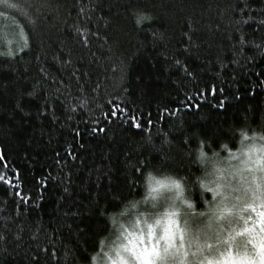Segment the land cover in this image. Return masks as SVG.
Listing matches in <instances>:
<instances>
[{
    "label": "trees",
    "instance_id": "trees-1",
    "mask_svg": "<svg viewBox=\"0 0 264 264\" xmlns=\"http://www.w3.org/2000/svg\"><path fill=\"white\" fill-rule=\"evenodd\" d=\"M17 2L23 11L0 6V174L32 200L22 204L16 189L0 182V207L11 216L7 227L0 222V264H34V256L39 264H93L114 228L111 214L141 194L144 171L198 176L201 149L207 156L222 143L236 148L237 140L248 139L240 129L264 130V75H258L264 73V0ZM137 13L148 19L138 23ZM75 26L90 29L87 47ZM33 90L55 93L47 118H37ZM85 96L86 110L67 111ZM109 99L126 103L142 120L150 113L148 131L114 117L108 122ZM18 104L31 117L24 118ZM165 108L180 112L164 114ZM90 127L107 131L93 136ZM75 128L81 136L73 135ZM206 208L204 201L198 210Z\"/></svg>",
    "mask_w": 264,
    "mask_h": 264
},
{
    "label": "clouds",
    "instance_id": "clouds-1",
    "mask_svg": "<svg viewBox=\"0 0 264 264\" xmlns=\"http://www.w3.org/2000/svg\"><path fill=\"white\" fill-rule=\"evenodd\" d=\"M239 132L248 139L237 140L236 148L222 143L203 158L199 153L198 176L144 171L141 194L111 214L114 228L97 264H264L260 226L226 242L256 223L251 206L259 212L264 205V130ZM229 148L239 156L224 155ZM204 201L207 208L198 210Z\"/></svg>",
    "mask_w": 264,
    "mask_h": 264
},
{
    "label": "snow or ice",
    "instance_id": "snow-or-ice-1",
    "mask_svg": "<svg viewBox=\"0 0 264 264\" xmlns=\"http://www.w3.org/2000/svg\"><path fill=\"white\" fill-rule=\"evenodd\" d=\"M0 6H3L6 9L23 11V9L20 7V4L17 2V0H0ZM81 12H83V9H81ZM260 12H261L262 18L259 20V23L262 26V29H264V8L260 9ZM137 15H138V23L143 22L145 19H148V17L144 13H137ZM2 16H4V12L0 11V17H2ZM249 19H252V17H249ZM29 20H30V17H29ZM89 20H90V17H89ZM30 22L34 23V21H31V20H30ZM239 23H248V20H242ZM75 31L78 35L83 36V40L81 42L84 44L85 47H87L88 46V35H87V33L90 31V29H88L87 27H85L84 29H81L80 26H75ZM184 35L189 40V42H191V39H192L191 36H189L187 33H185ZM240 39H241V44L243 45V43H244L243 36H241ZM26 47H28V44H27V41L25 40L24 45L19 48V51L23 52ZM255 47L260 48L261 45L256 44ZM7 55H9V56L13 55L12 51L9 50ZM64 63L67 65H71L72 61H71V59H68ZM175 63L177 65L184 67V65H182L181 61H179V60H176ZM40 71L42 74L47 75V73L45 72V70L43 68H41ZM186 74L191 75V72L186 69ZM73 75L75 77V73H73ZM258 75H264V73H258ZM67 89H68V86H65V89H63V90L57 88L56 92H64V91H67ZM212 92H213V94H215V89H212ZM52 95H55V93H53L51 95H40V94H38V90H33L32 92L29 93V96L33 100L38 101L37 118H40V117L47 118L49 111L54 112L55 101L52 99ZM69 95H71V93H69ZM189 99H191V97H189ZM78 100H79L78 104H76L75 106L70 105L68 107L67 111L74 114L77 111V108H81V109H85V110L88 108V103H89L88 97L85 96L82 98H78ZM122 103H124V101H122ZM107 105H109L111 107L109 108V110L107 112H104L103 114L105 116V119L108 122H113L111 120V118L114 117L117 120H121V123L123 126H126L128 128H131V129H135V130H140V131H148L146 125L153 123V121L150 118L151 117L150 113L142 114V115H147L149 117L148 120H142L136 114L135 111H133L130 107H128V105L126 103H125L124 107H121L119 104H116L114 100L109 99L107 101ZM218 106L223 107L224 101L221 100ZM97 107L103 109L102 105H97ZM197 107H199V105H197ZM16 110L19 111L24 116V118L31 117V115H32L31 112L24 113L23 107L19 104L17 105ZM179 112H180L179 108L175 109L174 111H169L167 108H165V110H164V114H168V115H176ZM164 114H161V116L158 117V119L164 118ZM69 119H71L70 116H69ZM88 131L93 136H95V135H97L98 132H106L107 130L103 127H100V128L90 127L88 129ZM73 135L75 137L81 136L80 130L78 128L73 129ZM149 139H150V137H149ZM80 147L83 148L84 145L81 144ZM57 155L59 156V153H57ZM67 155L71 161H75L77 159V156L75 154H73L72 152H68ZM200 156H201V158H203L205 156V152L203 151V149L200 150ZM4 159H5V155L3 153V150L0 149V162H2ZM5 167H7V166L5 165ZM15 176H16V181H19L20 180L19 175L15 174ZM0 182H4L10 188H15L16 189L15 196H16V198H18L21 201L22 204L27 205L32 200V197L30 195L25 196L20 192L19 183H13V181L11 179H6V174H0ZM39 183L41 184L40 199H43L42 193L44 190L47 189V181L43 180V181H40ZM63 192L65 193V195H70L68 187H64ZM3 203L7 204V202H3ZM13 203H15V200L13 201ZM33 207H39V204H34ZM251 207H252V211L258 217V220H256V223L237 231L234 235L229 234L228 237L226 238V242H229V243L233 242L238 237H243L246 233H248L250 231H254L256 229L257 224H259L260 230L264 231V205L261 206V211H259V212H257L255 206H251ZM5 212H7V208L6 207H0V222H3L4 226L7 227V223L11 221V216L3 215V213H5ZM249 219H251V218H249ZM245 224L247 225L248 221H245ZM4 239H5L4 234L2 231H0V241H3ZM17 239H19V236H17ZM181 239H183V237H181ZM207 247L211 248L212 243L208 242ZM43 251L47 252L48 250L43 249ZM33 261H34V264H39V257L34 256Z\"/></svg>",
    "mask_w": 264,
    "mask_h": 264
},
{
    "label": "rangeland",
    "instance_id": "rangeland-1",
    "mask_svg": "<svg viewBox=\"0 0 264 264\" xmlns=\"http://www.w3.org/2000/svg\"><path fill=\"white\" fill-rule=\"evenodd\" d=\"M14 37H15V39H18V38L22 39V35H21V33H20V32H17V31L14 32ZM226 156H228L229 158H232V157H234V156H239V151L237 150L236 152H231L229 155H226ZM194 215H195V213H194ZM252 219H256V220H258V217L256 216L255 213H253ZM249 225L251 226V221H249ZM256 227L258 228V227H259V224H257ZM108 242H109V241H108ZM108 242H106V243L104 244V246L101 248V251L99 252V254L94 258V260H93V264H97V261L101 259V257L103 256V254H104V252H105V245H106ZM209 243H212V241H209ZM194 250H195V249H193V251H194ZM233 254H235V250H233ZM103 258H104V260L107 259L106 256L103 257Z\"/></svg>",
    "mask_w": 264,
    "mask_h": 264
}]
</instances>
